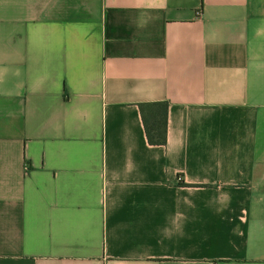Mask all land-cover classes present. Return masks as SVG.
Listing matches in <instances>:
<instances>
[{
  "label": "crops",
  "instance_id": "crops-1",
  "mask_svg": "<svg viewBox=\"0 0 264 264\" xmlns=\"http://www.w3.org/2000/svg\"><path fill=\"white\" fill-rule=\"evenodd\" d=\"M0 264H264V0H0Z\"/></svg>",
  "mask_w": 264,
  "mask_h": 264
},
{
  "label": "trees",
  "instance_id": "trees-1",
  "mask_svg": "<svg viewBox=\"0 0 264 264\" xmlns=\"http://www.w3.org/2000/svg\"><path fill=\"white\" fill-rule=\"evenodd\" d=\"M146 108V112L144 111ZM140 114L144 132L150 143H163L165 140L166 103L164 101L140 104Z\"/></svg>",
  "mask_w": 264,
  "mask_h": 264
},
{
  "label": "built area",
  "instance_id": "built-area-1",
  "mask_svg": "<svg viewBox=\"0 0 264 264\" xmlns=\"http://www.w3.org/2000/svg\"><path fill=\"white\" fill-rule=\"evenodd\" d=\"M177 178H179V176Z\"/></svg>",
  "mask_w": 264,
  "mask_h": 264
}]
</instances>
